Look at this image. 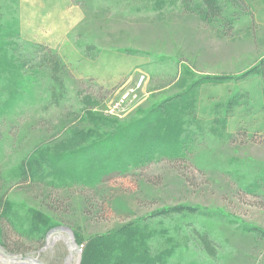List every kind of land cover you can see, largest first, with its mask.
Returning a JSON list of instances; mask_svg holds the SVG:
<instances>
[{"label":"rangeland","instance_id":"1","mask_svg":"<svg viewBox=\"0 0 264 264\" xmlns=\"http://www.w3.org/2000/svg\"><path fill=\"white\" fill-rule=\"evenodd\" d=\"M258 1L244 0L247 15L239 1L217 0L232 23L226 35L202 20L193 1L185 9L180 0H0L2 24L12 16L19 21L18 55L27 58L39 47L57 51L63 79L55 85L56 103L47 79L38 77L33 90H18L23 95L12 119L0 115V204L30 221L37 212L45 219L36 233L16 224L22 234L12 235L21 246L16 250L2 246V233L13 231L0 222V264H81L75 232L104 235L143 219L157 253L172 250L167 264H264V14L255 10ZM141 77L136 99L115 108ZM220 77L225 80L213 81ZM198 78L210 84L192 86ZM193 87L201 123L188 119L186 134L196 132L197 141L189 143L187 162L158 160L93 189H50L13 174L33 150L80 148L70 138L81 128L110 130L104 122L85 126L81 119L89 114L110 125L125 122ZM239 131L259 139H242ZM97 138L92 134L88 142ZM248 188L256 195L242 193Z\"/></svg>","mask_w":264,"mask_h":264},{"label":"trees","instance_id":"2","mask_svg":"<svg viewBox=\"0 0 264 264\" xmlns=\"http://www.w3.org/2000/svg\"><path fill=\"white\" fill-rule=\"evenodd\" d=\"M180 1L184 3L182 5L185 9L190 5V1H193L196 12L202 20L206 23H216L226 35L231 30L232 23H229L222 14L224 9L217 0ZM234 1L236 4L240 2V9L243 13L252 15V12H249L247 6L244 5V0ZM157 2L161 0H155L154 3L157 4ZM2 16L5 17L0 7V63L3 60L5 64L7 63L6 65H9L2 67L0 64V94L4 93L8 96L2 100L0 97V115L10 120L13 116L12 109L21 104L17 97L23 94L18 90H25L27 86L33 90L34 87L30 83L35 82L38 77L42 80L47 79L48 87L52 92L51 102H57L59 94H57L58 89L55 85L63 80L59 67L62 64V58L57 51L43 52L40 47L28 52V59L18 55V50H22V44L19 43V21L12 16L5 20V24H2ZM17 57L22 59L18 60ZM183 70L186 69L183 68ZM187 73L188 71H185V74ZM219 80L222 82L225 79L220 77L213 81ZM205 83L210 84L204 78H198L192 86L198 88ZM194 87L188 91L189 95L174 96L167 102L150 106L136 118L125 122L115 121L110 122L112 123L110 125L106 122L107 120L89 114V119H81L85 126L91 121L90 126L101 128L100 124L103 125L104 122L110 130L104 132L92 127L81 128L70 138V145L79 144L80 148L66 152L52 149L33 150L21 161L18 170H15L13 174L18 173L17 180L23 179L38 186H48L50 189L65 190L71 185L88 186L93 189L102 185L107 178L112 179V176L116 178L115 175L126 176L133 170L143 171L149 164L158 160L172 163L187 162L193 153L189 143H195L197 140L196 132H190L189 138L186 128L189 123L193 124L192 121L201 123L198 119L200 115L196 112L197 96L190 95ZM176 104L177 107L174 110ZM219 120L216 118L215 122ZM95 133L98 138L88 142ZM238 135L242 139L251 138L252 141L259 139L256 133L247 131H239ZM195 167L200 170V167ZM1 178L0 174V181ZM242 191L243 194L256 195V192L249 188ZM2 221H6L5 223L13 231L10 234L6 231L1 235L2 246L11 250L21 248L17 242L12 240L13 236L17 239L22 237V234L17 232V223L29 224L35 233L40 232L42 226L45 225V219H42L38 212L30 221L28 217L24 219L14 212L9 203L0 206V222ZM145 223L147 224V220L143 219L136 225L119 226L117 230L108 234L90 237L81 236L75 232L81 248V264H167L172 250L169 248L163 254L157 253L153 243L149 242L152 232L148 231V224L146 226ZM186 264L195 263L187 262Z\"/></svg>","mask_w":264,"mask_h":264},{"label":"built area","instance_id":"3","mask_svg":"<svg viewBox=\"0 0 264 264\" xmlns=\"http://www.w3.org/2000/svg\"><path fill=\"white\" fill-rule=\"evenodd\" d=\"M143 81H144V77H141L135 89H130L124 95H122L115 108L121 107L122 105H125L130 101H134L137 97L135 92L137 89H139L142 86Z\"/></svg>","mask_w":264,"mask_h":264},{"label":"crops","instance_id":"4","mask_svg":"<svg viewBox=\"0 0 264 264\" xmlns=\"http://www.w3.org/2000/svg\"><path fill=\"white\" fill-rule=\"evenodd\" d=\"M255 10L261 14L263 13L264 14V0H259L258 1V4H256L255 6ZM264 17V16H263Z\"/></svg>","mask_w":264,"mask_h":264},{"label":"bare ground","instance_id":"5","mask_svg":"<svg viewBox=\"0 0 264 264\" xmlns=\"http://www.w3.org/2000/svg\"><path fill=\"white\" fill-rule=\"evenodd\" d=\"M70 260V259H69ZM69 260H68V262H69ZM70 263V262H69Z\"/></svg>","mask_w":264,"mask_h":264},{"label":"water","instance_id":"6","mask_svg":"<svg viewBox=\"0 0 264 264\" xmlns=\"http://www.w3.org/2000/svg\"><path fill=\"white\" fill-rule=\"evenodd\" d=\"M63 230V229H62Z\"/></svg>","mask_w":264,"mask_h":264}]
</instances>
